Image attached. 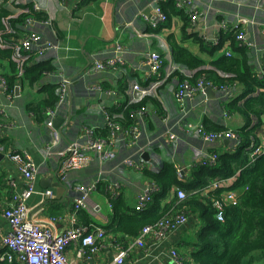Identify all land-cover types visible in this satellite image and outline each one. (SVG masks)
I'll return each mask as SVG.
<instances>
[{"label": "crops", "instance_id": "1", "mask_svg": "<svg viewBox=\"0 0 264 264\" xmlns=\"http://www.w3.org/2000/svg\"><path fill=\"white\" fill-rule=\"evenodd\" d=\"M156 1L159 6L161 0H15V4L10 0L6 3L16 15L26 12L21 5H33L38 8L37 12L46 14L45 20L50 24L34 25L30 30L59 48L42 55H36L39 52L32 50L35 56L31 64L43 61L54 68L36 87H16H20V91L16 92L15 89L14 98L10 101L7 93L0 88V105L6 107V115L0 114V229L3 234L9 229L3 218V209L23 189L24 181L17 165L8 158L10 153H28L38 166L37 191L51 189L54 192L55 198L52 200H44L41 194L36 193L29 199L28 205L35 208V218L42 226H46L52 217L59 218L50 225L56 232L92 226L105 230L114 223L113 203L117 201L122 204L123 217L133 215L139 195L157 183L154 176L162 173L167 166L173 165L177 171H183L186 178L183 181L191 183L203 151L235 153L241 139H225L229 141L228 144L224 141L205 144L198 135L187 134L176 126L183 115L182 107L175 99L180 80L171 73L172 69H180L186 75L189 72L175 62L171 46L176 43L210 63L227 55V52L232 53L230 40L224 42L221 50L210 52L220 43L221 35L238 24L247 38L260 49L259 52L251 50L248 53L252 70L259 74L264 54V0H184L182 5L178 4L179 8L189 17L197 14L195 22L190 21L185 27L184 20L174 16L154 29L143 19V15L154 19ZM24 30L27 31L25 27ZM192 36L199 37L200 41ZM117 45L123 47L125 65L115 70L88 73L95 59L113 57ZM151 51L159 53L164 60L160 76L154 78L149 77L145 64V56ZM8 73V64L2 62L0 74L4 77ZM62 77L68 78L71 85L66 101L53 118L52 129L47 126L48 115H37L28 106L45 99L47 92L43 89L59 83ZM158 80L160 86L155 93L149 94L153 95V101L148 104L146 114L141 119L134 118L143 130L137 146L126 148L122 143V131H117L114 134V138L119 140L115 160L101 162L98 154L92 153V161L87 167L71 172L66 181H61L58 175L61 159L46 156V147L53 141V131L60 134L55 150H63L73 141L82 139L86 129H92L99 138H106L104 135L110 137L105 110L118 109L128 101L133 102L135 85L148 88ZM93 85H100L106 91L115 93L93 92L90 90ZM103 94L106 95L103 97ZM224 102L216 91L210 96L204 94L193 100L187 99L183 105V123L201 122L210 130L223 128L221 131L235 132L244 121L236 114L225 112ZM118 115L123 118L122 114ZM168 131L174 132L177 138L172 140L166 136ZM257 145L264 146V126ZM145 154L148 157H144ZM131 156L137 164L142 165L141 169L124 164ZM234 180L230 184L228 182L227 186ZM10 182H15L16 186H11ZM77 185L95 189L85 207L76 212L74 205L80 196ZM158 189L156 186L152 196ZM178 189L175 186L171 188L163 203H168ZM236 193L238 196L239 192ZM201 227L199 216L191 214L185 226L170 232L162 241L154 236L146 237L143 248L132 246L136 237L105 230L104 238L98 241V251L90 257L87 254L78 256L82 251L79 244L68 249L67 257L73 264H116L119 250L129 249V256L123 264H171L170 252L176 248L189 263L192 254L199 249L197 236ZM3 244V237L0 236V255L4 251ZM13 262L19 264L18 261Z\"/></svg>", "mask_w": 264, "mask_h": 264}, {"label": "trees", "instance_id": "2", "mask_svg": "<svg viewBox=\"0 0 264 264\" xmlns=\"http://www.w3.org/2000/svg\"><path fill=\"white\" fill-rule=\"evenodd\" d=\"M8 1L10 0H1L0 4V64H8L9 73L4 76L7 93L15 94L18 86L36 87L54 68L43 61L31 64L35 54L39 53L25 51L21 46V40L26 33V20L32 18L43 21L47 18L46 14L37 12L33 5H21L26 12L16 15L6 6ZM14 1L11 0L13 4ZM159 7L167 16L168 22L172 17L180 16L187 27L192 21L179 8L177 0H161ZM236 37L237 31L234 29L222 34L220 43L210 53L221 50L224 42L230 40L232 56L225 54L210 63L176 43L171 46L175 62L189 72L186 75L180 69H175L171 76L177 75L180 82L189 79L193 83L199 78H205L218 87L227 86L232 89L234 98L230 101L224 100L225 112L236 114L244 121L235 130L241 139L235 153L216 152L217 164L212 167L198 165L191 183L180 180L173 165L167 166L162 173L154 176L159 189L153 194L148 208L143 212L135 209L133 215L123 217L122 204L116 201L113 203L114 223L105 228L106 232L112 231L134 238L145 227L156 224L167 215L184 210L188 215L197 214L202 224L197 236L199 249L192 254L191 261L187 264H264V155L258 156L254 162L250 161L251 146L259 143V133L264 126V76L252 70L248 57L252 49L241 45ZM194 38L200 41L199 37ZM262 64L264 69V54ZM208 65H211L209 69ZM59 85L54 83L44 88L47 92L46 98L38 103H30L29 110L44 116L47 109L54 108L59 101ZM151 96L153 95L145 96L137 102L128 101L121 108H109L107 111L114 122L128 128L136 122L135 112L147 108L153 101ZM118 114H122L123 118ZM204 126L208 131L223 130H210L205 124ZM233 177L237 180L230 188L222 186L207 195L199 192L215 180L226 181ZM174 186L187 192L186 199L181 200L176 194L164 204L163 199ZM229 189L239 192L238 202L226 207L225 219L220 222L216 218L212 201L220 199L222 192ZM0 264L16 263L4 260Z\"/></svg>", "mask_w": 264, "mask_h": 264}, {"label": "built area", "instance_id": "3", "mask_svg": "<svg viewBox=\"0 0 264 264\" xmlns=\"http://www.w3.org/2000/svg\"><path fill=\"white\" fill-rule=\"evenodd\" d=\"M179 5H182L184 0H177ZM38 9L37 7L35 10ZM154 19L148 15H143V19L150 23V25L156 29L162 23H166L168 18L161 11L157 4L155 6ZM193 22L198 18V15L193 13L191 16ZM247 22V20H242ZM50 22L36 21L35 19L28 18L24 24L27 30L25 36L21 40V46L25 51H32L36 49L40 55L47 51L55 50L58 45L47 41L42 35L30 30L34 25H46ZM237 31V41L244 46L252 49L255 52H259L257 44L247 38L246 34L241 31L240 25L236 24L233 28ZM264 36V31H263ZM114 56L108 59H95L92 68L88 73H99L112 69H117L120 66L125 65V59L122 56L123 47L117 45L114 49ZM121 53V54H120ZM227 55L231 57L232 53L227 52ZM145 64L148 69L149 77H158L164 67V60L162 56L154 51L149 52L146 56ZM175 69H172V72ZM259 75L264 76V69L260 67ZM59 101L54 108L47 109L44 114L50 118L47 122V126L53 129V118L59 112L61 106L66 101L68 96L71 81L68 78L62 77L59 82ZM160 86L158 80L148 88L135 85L133 88V102L141 100L143 97L155 93L157 88ZM0 88L7 93L8 87L6 80L0 74ZM211 88L216 91L221 99L230 101L234 98L230 88L227 86L218 87L207 81L205 78H199L195 83L186 79L180 82L175 90L176 102L182 107V117L180 121L176 123V126L181 128L185 133H193L198 135L205 144H212L216 141H224L225 139L238 141L239 135L233 130L208 132L205 126L201 123H183L184 113V102L187 99H194L198 95L206 94V90ZM91 91L96 93H106L108 95H114V91H106L100 85H93L90 88ZM20 91V87H19ZM8 100L14 98V93H7ZM147 112V108L135 112L134 118L141 119ZM0 114L6 115V107L0 105ZM105 119L108 127L111 130V136L106 138H99L94 134L92 129H86L85 136L82 139L73 141L67 148L63 150H55V147L60 141V134L57 131H53V141L46 147V156H57L61 159V166L58 172L61 181H66L69 174L73 171L82 170L87 167L92 161V153H97L101 162L112 161L117 158V143L119 140L114 138V134L117 131H122L123 139L122 143L128 149H132L137 146L140 138L143 135V130L139 125L135 124L125 128L122 125L114 122L110 117V114L105 110ZM170 139L175 140L177 136L174 132L168 131L167 134ZM151 144H148V146ZM252 151L250 152V161L254 162L258 156L264 155L263 145H252ZM8 158L14 162L19 168L23 175V189L16 193L9 205L3 209V218L7 221L9 229L6 234H3L0 229V236L3 237L4 251L0 255V261L7 260L9 262L18 261L19 264H73L67 257L68 249L75 244H79L82 247V251L78 253V256L88 255L89 257L98 251V241H102L105 236V230L99 226H92L91 228H77V229H66L62 232L54 231L50 225L60 220L57 217L50 218L46 226H42L40 221L36 219L35 208H30L28 205L29 199L36 193L42 195L44 200H52L55 198L54 192L51 189L45 191H37L36 179L38 175V166L34 159L28 153L13 152L7 155ZM218 154L214 152H202V160L198 162L200 166H214L217 164ZM124 164L141 169L142 165L135 162L131 156L124 161ZM178 178L184 180V173L178 170ZM234 180H215L210 183L205 189H201L199 192L208 193L219 189L222 185L225 187H231L234 183L227 186V183ZM10 185L15 187V182H10ZM156 188V184L149 188H146L143 193L138 197L136 204V211H145L152 201V192ZM94 187L84 188L81 185L76 186V190L80 193V196L75 201V211H79L85 207V203L90 198L94 191ZM178 198L181 200L186 199L187 194L183 189L177 190ZM238 202V196L235 190H225L221 194L220 199H214L212 201L213 208L216 212V218L218 221L223 222L225 219L226 207L236 205ZM189 215L181 210L175 214L166 216L159 220L156 224L145 227L140 235L134 239L133 247H145V239L148 236H154L158 241L165 239L170 232H173L188 222ZM129 249H120L115 260L116 264H123L125 259L129 256ZM172 258L171 264H187L186 258L174 248L170 252Z\"/></svg>", "mask_w": 264, "mask_h": 264}, {"label": "water", "instance_id": "4", "mask_svg": "<svg viewBox=\"0 0 264 264\" xmlns=\"http://www.w3.org/2000/svg\"><path fill=\"white\" fill-rule=\"evenodd\" d=\"M19 91V88H17L16 89V92H18ZM210 93H213V90L211 89V88H208L207 90H206V94L208 95V96H210ZM106 94H103V97L105 96ZM226 144H228L229 143V141H224ZM144 157H148V155L147 154H145V156ZM1 158V157H0Z\"/></svg>", "mask_w": 264, "mask_h": 264}]
</instances>
